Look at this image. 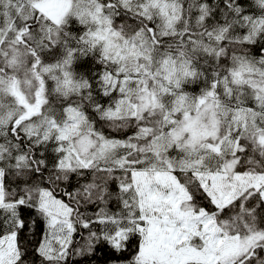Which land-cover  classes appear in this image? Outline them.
I'll return each mask as SVG.
<instances>
[{
	"label": "snow or ice",
	"instance_id": "snow-or-ice-1",
	"mask_svg": "<svg viewBox=\"0 0 264 264\" xmlns=\"http://www.w3.org/2000/svg\"><path fill=\"white\" fill-rule=\"evenodd\" d=\"M73 255L264 264V0H0V264Z\"/></svg>",
	"mask_w": 264,
	"mask_h": 264
},
{
	"label": "trees",
	"instance_id": "trees-1",
	"mask_svg": "<svg viewBox=\"0 0 264 264\" xmlns=\"http://www.w3.org/2000/svg\"><path fill=\"white\" fill-rule=\"evenodd\" d=\"M77 239H79V237H77ZM94 259L96 260V264H105V261H106L107 257L106 256H102V257H98V258H94ZM71 260H73V261H79L80 264H86V262H84L83 260H81L80 257H77L75 255H73L71 257Z\"/></svg>",
	"mask_w": 264,
	"mask_h": 264
}]
</instances>
